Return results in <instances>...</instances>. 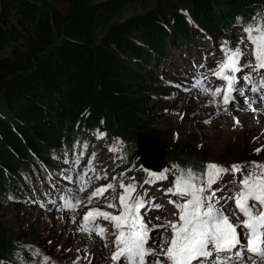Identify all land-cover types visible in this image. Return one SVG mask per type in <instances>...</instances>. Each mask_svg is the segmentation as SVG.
I'll use <instances>...</instances> for the list:
<instances>
[{
    "label": "trees",
    "instance_id": "obj_1",
    "mask_svg": "<svg viewBox=\"0 0 264 264\" xmlns=\"http://www.w3.org/2000/svg\"><path fill=\"white\" fill-rule=\"evenodd\" d=\"M141 1L5 0L13 20L0 15V200L15 196L29 163L52 162L85 133H104L101 143L125 138L124 168H136L132 139L144 136L170 155L169 172H203L206 161L191 144L175 148L156 127V79L145 75V64L158 61L178 36L195 35L192 23L210 34L243 29L264 17V0H178L183 15H163L160 3L123 15ZM17 232L0 216V264H29Z\"/></svg>",
    "mask_w": 264,
    "mask_h": 264
},
{
    "label": "rangeland",
    "instance_id": "obj_2",
    "mask_svg": "<svg viewBox=\"0 0 264 264\" xmlns=\"http://www.w3.org/2000/svg\"><path fill=\"white\" fill-rule=\"evenodd\" d=\"M4 2L5 0H0V15L3 20L11 21L13 20V10L8 4L5 5L6 3ZM158 3L161 4L163 15H168V13L172 11L183 15L178 0H144L128 6L123 15L144 11L148 7L159 5ZM55 5L61 8V4L55 2ZM192 27L196 30V36L192 37L189 43L183 45V47H179V43L168 45L166 49L170 54L167 53L162 56V53H160L158 55L159 57L162 56L161 59L165 56L164 60L162 59L160 63L148 61L145 64V75L148 78L150 76H155L154 78L156 79L151 89L153 92H151L152 101L150 109L153 119L156 121V127L160 130H164V140L167 143L176 146L175 148L181 144H191L192 148L198 154V157L202 158L207 163L214 162L225 168H230L233 164H239L246 170L251 168L252 162L264 163L263 114L261 115L263 120L256 124V130H249L243 127L244 129L242 128L235 132L234 138H230V140L227 141H220V137L217 136H201L197 133L196 128L198 126L207 130L209 129L208 123L214 117L212 113L215 110L216 115H218L219 125L225 128L227 123L220 113L227 112L223 110V106L209 103L212 99L210 95L194 92L197 89L192 87L193 84L183 87L181 85L182 82L179 80L185 81L186 79L184 76L179 77L176 71L180 69H187L190 71V61L193 59L198 61L206 57L207 59L203 60L205 65L198 68L197 71L199 73L197 74L203 77L206 74L208 75L206 72L209 68L216 66L215 62L222 58L220 52L214 48L219 45L218 42L220 40L218 38L226 36L229 38L230 47H235L243 36L236 31L235 27H231L228 34H224L223 32L218 33L219 36L215 38L212 37V34L209 36L206 31H202V28ZM177 40L182 43L184 41L182 38H178ZM240 47L246 51V56L241 60V64L243 65L245 62L249 61L252 63V46L245 39L244 43L240 44ZM213 50H216L213 55L214 58L209 59L210 52H213ZM243 71L247 74L251 72V69L244 68ZM209 73H211V71ZM251 74L254 80H259V76L255 72ZM204 81L206 82L205 86H207V79H204ZM209 84L212 85L213 89L221 86L220 83L216 81H211ZM239 88H243L245 91L250 92L248 88L243 86ZM237 96L238 100L234 104L228 105V112L234 113L233 110L236 108L235 106L243 99L239 94H237ZM257 101L258 104L254 106L258 108L262 106V108H264V103L260 102L258 99ZM246 107L248 108V105H246ZM247 110L250 113L253 112L249 110V108ZM236 121L237 120L233 121L234 128ZM220 134L223 135L222 131ZM190 138H193V141H188ZM132 140L134 143L136 142L135 139ZM132 140H128V142H132ZM148 140L149 141L144 140V147L147 150H151L150 147H152L155 152H157L158 149H160L158 143L151 139ZM124 143L126 144L127 141L123 137H120L117 141H104V143H100L98 139L90 138L87 143L82 142L81 148L83 149L78 150V152H72L73 154L68 155L67 159V154L62 151L58 153L57 157L50 163L44 164L43 162L39 164L38 162H31L29 164L34 165V172H29L26 175L24 172L22 176H19L21 184L17 186V188H20V191L18 192L17 190L14 197H2L0 200V216H2L4 221L11 224L14 229L18 230L17 236L19 237V241L28 247L29 264H43V257L45 256L51 258L49 264H112L109 260L113 251L112 240H114V236L109 239L107 238L109 247L105 248V242L99 237L96 238L94 234L89 235L79 230L82 218L89 208L100 207L101 204L104 203V201L101 200L100 203L94 201L92 205H87L88 197L96 188L109 183L116 186L114 192L109 190L104 193L109 201H114L118 204V199L116 198L122 191V189L119 188L121 181L124 184L134 183L137 192H147L148 195L146 199L154 197L155 203L164 205V214H166L165 216L168 220H175L176 215L174 217V214L176 213V209L173 204L169 203V200H177L178 197L165 194L169 185H172L174 177L170 174H165L167 176L166 180L158 181L155 184H145V176H136V171H134L135 175L131 174V172L128 174L126 171L118 172L119 167L123 166L122 157L119 155L118 149H120ZM85 144H87L86 149L83 147ZM90 146H92V149L90 152H87L89 148H91ZM166 149H169L168 146H166ZM256 149H261V151L257 153ZM164 150L165 149H163V151ZM154 153H150L149 160L147 158L148 161H153V159L159 161L158 153ZM84 154H86V157ZM93 154H95L93 161L99 163L96 165L92 162V167L95 169V172L88 170L89 161L91 159L90 156H93ZM147 154H149V151ZM168 156L170 155L164 151L162 159L168 161ZM241 156H244L246 161H243ZM77 159L79 160L78 165L74 163ZM65 161H67V163H65ZM138 165L139 164H137V166ZM85 172H87L85 181L88 186L86 191L77 193L80 200L83 201L78 209L75 212L69 210L61 211L59 208L54 209L52 206L53 203L62 205L63 202L61 197L69 195L68 189H72L73 191L78 189L81 183L79 178L84 175ZM105 174L107 176L106 179H96L97 175L104 176ZM22 177H24L23 180L21 179ZM66 177H71L72 182L66 179ZM113 177L117 179L113 180ZM228 181L233 182L226 183ZM39 182L42 184H38ZM236 183L237 181L233 180L231 175H225L218 185L224 189L222 194L228 196L231 195L232 192L238 190ZM229 188L232 190L229 191ZM221 203H223V201H221ZM228 206L231 207L230 204ZM104 210L109 212L114 211L113 209L107 208ZM155 212L154 210H150L145 216L146 222L149 217L153 216L152 223L149 227L152 225L164 224L166 222L165 220L163 221V219H155L156 216L154 217L153 215ZM157 213H162V210H159ZM157 216L163 218L161 214ZM73 217L76 219L75 223L73 222ZM52 218L55 220V223L50 222ZM155 220L162 222L156 223ZM99 223L108 229L107 236H109L111 230H113L111 224L102 220L99 221ZM72 234H75V241L73 243L66 240V237ZM151 235L153 239L150 241V244L155 245L160 242L161 236L165 238L170 237L171 232L165 228H157ZM89 245L93 247L88 253L86 252V247ZM37 253H39V255H37Z\"/></svg>",
    "mask_w": 264,
    "mask_h": 264
},
{
    "label": "snow or ice",
    "instance_id": "obj_3",
    "mask_svg": "<svg viewBox=\"0 0 264 264\" xmlns=\"http://www.w3.org/2000/svg\"><path fill=\"white\" fill-rule=\"evenodd\" d=\"M243 31L245 37L241 38L235 47H229L225 41L222 48L224 58L212 73L224 82L223 86L207 88L203 83V79L207 77L192 85L193 88L210 95L212 99L209 103L222 105L224 111L228 110V105L236 102L234 93L237 92L244 97V103L248 105L249 110L257 111L253 107L258 102L257 99L245 96V89L236 87L239 83L236 74L243 72L244 68L251 69V72L243 75V82L250 85V91L258 96L260 102H264V17L248 23ZM245 39L252 46L251 56L254 64L250 61L241 64L246 51L240 44H243ZM252 72L259 76L258 81L253 79ZM236 123L239 124V120ZM103 136L104 133L97 134V138ZM83 147L86 149L87 144ZM260 151L261 149H256L257 153ZM94 158L95 154L92 156V159ZM92 159L89 161L88 170L95 172ZM74 163L78 165L79 160ZM173 167L179 174L174 177L172 186L165 194L178 197L177 200H169L176 209V220L149 227L153 218L149 217L146 222L147 212L152 208L160 210L162 206L154 202V197L146 199V191L137 192L134 183L124 184L121 181L119 188L122 191L116 198L118 204L109 201L104 195L109 190H116L112 183L96 188L91 193L87 205H92L94 201L100 203L101 200L104 203L100 207L89 208L82 218L79 230L96 235L105 242L104 247L107 248L108 229L99 221L111 224V234L114 236V250L110 256L112 264H264V163L252 162L251 168L246 170L239 164L225 168L209 162L200 174L192 169ZM225 175H231L233 180L237 181L238 190L228 196H217V192L223 193L224 189H214L213 185L220 183ZM85 176L87 172L80 176L81 183L76 191L68 189L69 195L61 197V211L75 212L83 203L77 193L87 190ZM148 176L150 179H146L145 184H155L167 179L164 173L148 172ZM106 178V174L96 176L97 180ZM66 179L72 182L71 177ZM115 179L117 178L113 177V180ZM231 203H234V208L228 206ZM105 208L114 211L109 212L104 210ZM155 219L159 220L161 217L156 216ZM73 222H76L75 217ZM157 228L170 230L171 236H161L160 242L151 245V234ZM50 260V257H43V264H49Z\"/></svg>",
    "mask_w": 264,
    "mask_h": 264
},
{
    "label": "bare ground",
    "instance_id": "obj_4",
    "mask_svg": "<svg viewBox=\"0 0 264 264\" xmlns=\"http://www.w3.org/2000/svg\"><path fill=\"white\" fill-rule=\"evenodd\" d=\"M222 57V56H221ZM249 98H255L253 97V95L249 94L247 95ZM240 99V98H239ZM237 101V100H236ZM240 103L235 106L236 108L233 110L234 113L232 112H228L226 111L227 113H220L223 115V118L225 119L226 121V125H225V128H222L220 125H219V121H218V115H216V110L212 113V115L214 116L208 123V127L210 131H208L207 129L203 128V127H200L198 126L196 128L197 130V133L201 136H211V137H220V141H227V140H230V138H234L235 137V132L239 131L240 129H242L243 127H245L246 129H249V130H256V124L260 123L263 119L261 118V115L263 114L264 115V108H262V106L260 108L258 107H255L254 105H257L258 102L256 104L253 105L254 108L257 109L256 112H249L246 107L247 104L244 103V100H240L239 101ZM222 106V105H220ZM200 107V106H198ZM247 108V109H246ZM201 111V110H199ZM208 111V110H207ZM222 112V111H221ZM224 112V111H223ZM201 113H203L201 111ZM208 116V115H207ZM234 120H239V124H235V128L233 127V121ZM224 121V120H223ZM208 122V121H207ZM244 129V128H243ZM223 133V135H221L220 133ZM207 138V137H206ZM223 146V145H222ZM144 152V151H143ZM145 153V152H144ZM143 154V153H142ZM232 189L229 188V191H231ZM50 206V205H49ZM161 209L162 210V213H160L161 215H163V221H167V217L165 216L166 214H164V210L163 207L164 205H161ZM52 209V208H51ZM155 211H158V210H155ZM159 213H156V215H160ZM153 217V216H152ZM51 223H55V220L52 218V221H50ZM156 223H161L160 221H157L155 220ZM83 238V237H82ZM81 238V239H82ZM66 240L67 241H70L71 243H73L75 241V234H72L70 236H67L66 237ZM103 246V245H102ZM93 246L92 245H89L88 247H86V252L89 253V251L91 250ZM113 249V248H112ZM114 250V249H113ZM111 261V260H109Z\"/></svg>",
    "mask_w": 264,
    "mask_h": 264
},
{
    "label": "water",
    "instance_id": "obj_5",
    "mask_svg": "<svg viewBox=\"0 0 264 264\" xmlns=\"http://www.w3.org/2000/svg\"><path fill=\"white\" fill-rule=\"evenodd\" d=\"M147 140V141H149L148 140V138H146V137H144V136H137L136 138H135V140H136V142H135V145H136V147H137V152H138V155H139V159H140V163L143 165V166H146V168H152L153 170H155V171H158L162 166H163V161H162V154H163V146L161 145V144H158L159 145V148L160 149H158V151L157 152H155V150L152 148V147H150L151 148V150H147L145 147H144V140ZM152 140V139H151ZM146 141V142H147ZM145 153H144V152ZM148 151H149V154H147L148 153ZM155 152V153H154ZM143 153V154H142ZM150 153H154V154H156V153H158V159H159V161L157 160H155V159H153L154 161H152V160H150V161H148L149 160V155H150ZM147 158H148V160H147ZM147 160V161H146ZM152 165V166H151Z\"/></svg>",
    "mask_w": 264,
    "mask_h": 264
}]
</instances>
